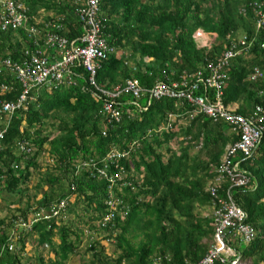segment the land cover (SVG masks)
<instances>
[{"label":"trees","instance_id":"1","mask_svg":"<svg viewBox=\"0 0 264 264\" xmlns=\"http://www.w3.org/2000/svg\"><path fill=\"white\" fill-rule=\"evenodd\" d=\"M251 1L255 0H99L100 32L115 53L99 61L95 83L111 89L129 78L146 88L157 80L167 84L188 81L197 70L206 74V63L224 51L238 50L231 45L242 36L251 40L247 51L241 50L224 71L219 100L223 105L235 104L240 116L263 121L251 157H233L255 186L233 189L231 195L255 232L249 244L238 246V253L251 264H264V23L256 28L248 7ZM17 2L26 7L28 22L0 32L2 69L6 60L22 62L25 49L35 55V49L49 48L45 43L48 36L75 42L82 36L75 12L83 0ZM198 29L215 37L209 48L197 47L193 33ZM253 68L262 74L249 81ZM84 78L83 70L76 67L68 86H49L45 79L39 88L27 91L26 110L11 113L6 122L0 141V203L7 208L17 206L7 209V219L0 218V264H28L20 261L28 252L27 236L35 239L29 255L32 264L67 263L80 254V239L86 244L77 264H152L155 258L157 264L198 263L211 241V210L217 205L210 189L223 195L229 182L220 174L218 160L224 146L238 136L228 132L223 120L212 122L203 114L189 118L190 103L175 105L166 97L151 100L143 112L129 114L130 107H125L115 123L105 124L102 103L83 89ZM2 84L6 90L0 88V104L14 103L22 92L20 83L3 71ZM195 94L202 95V89ZM214 94V90L207 93L209 98ZM146 99L144 95L139 105H145ZM255 107L260 109L256 114ZM168 113L180 114L183 122L174 121L167 128ZM2 120L0 116V125ZM111 148L125 151L127 157L118 159L121 179L114 178L108 190L91 166H80L103 157ZM107 165L106 174L117 172L109 161ZM33 171L42 172L34 184L35 190H42L40 198L29 196L21 209L20 198ZM109 194L119 204L112 218L96 228L93 222L104 212ZM61 199L68 202V213L78 202L83 216L93 213L83 221L85 229L78 231L59 217L43 222L39 231L35 225L17 232L18 219L28 222L38 208ZM11 242H18V248L10 249ZM38 248L46 251V259Z\"/></svg>","mask_w":264,"mask_h":264},{"label":"built area","instance_id":"2","mask_svg":"<svg viewBox=\"0 0 264 264\" xmlns=\"http://www.w3.org/2000/svg\"><path fill=\"white\" fill-rule=\"evenodd\" d=\"M98 2L99 0H83L81 6L76 9L75 16L83 30V34L77 42L48 36L45 43L49 48L35 49L36 56L25 49L22 62L12 63L7 60L3 62L5 69L20 83L22 92L18 94V98L14 103L1 104L0 113L9 115L15 110L25 109L27 91L32 88H39L45 79L49 86L52 84L66 86L72 84L74 68L77 67L85 73L83 89L88 91L94 101L102 103L100 113L105 124L115 123L123 113L121 110H125V107H130L128 112L130 114L143 112L147 109L151 100L166 97L173 100L175 105L183 101L190 103L194 107V111L197 110V112L202 113L213 122L223 120L228 125L229 131L238 136V140L232 146L225 147L228 156L236 150L247 155L255 148L263 130L261 118L259 117L254 122L252 116L235 115L229 107H224L219 100L221 80L230 60L241 50L246 51L249 47L250 41L246 36H242L231 45V47L238 46V50L230 49L224 51L216 60L206 63V74L196 71L188 81L183 79L178 83L171 82L168 84L156 82L149 88H143L136 79L129 78L121 86L105 89L96 85L95 75L99 68V61L115 53V50L100 32V22L97 18ZM248 7L255 18L256 28L262 26L264 23V0L251 1ZM26 12V7L17 1L15 2V0L1 1L0 30H16L23 27L28 22ZM241 13L243 15L245 13L244 10ZM56 28H58L57 25ZM29 32H32V29L29 28ZM195 35V37H199L201 34L197 33ZM259 76L260 71L253 68V71L248 75V79L254 80ZM0 88L1 90H6L4 85H1ZM198 88L202 89V95L195 94ZM212 90L215 91V94L212 98H209L207 93L212 92ZM144 95H146L147 99L145 105L142 106L138 102ZM253 111L256 114L260 109L255 107ZM191 114L189 112V118H191ZM257 115L259 116V114ZM168 116L171 121L183 122L180 114L168 113ZM5 129L6 124L0 128V141L3 139ZM227 155H224L221 160L219 172L226 175L233 186L246 185L249 177L244 175L243 172H236L234 167L230 166ZM126 157L127 153L125 151L111 148L103 157L82 162L80 167L91 166L96 172V176L108 184L106 189L109 190L114 178H120L117 173L122 168L118 164V159ZM108 161L113 164V169L117 171L113 175L105 173V168H108ZM210 193L213 196L214 190L211 189ZM112 196L114 195L109 194L103 203L105 206L104 212L95 222L96 228L102 227L112 217L116 205L119 204L118 198L112 200ZM213 198L217 205H213L211 212V243L204 257L196 264H246L238 258L231 259L234 253L226 235L227 231L231 229L234 237L243 243H247L253 238L254 232L252 228L244 223L245 214L230 201L229 196L228 201L218 199L215 196ZM64 208V200L45 208L40 207L35 211L29 222L18 219L16 225L28 229L38 220L50 221L61 217V214L63 215L64 213ZM154 264H157L156 259Z\"/></svg>","mask_w":264,"mask_h":264},{"label":"clouds","instance_id":"3","mask_svg":"<svg viewBox=\"0 0 264 264\" xmlns=\"http://www.w3.org/2000/svg\"><path fill=\"white\" fill-rule=\"evenodd\" d=\"M1 1H3V0H0V2ZM15 1H17V0H15ZM9 29H6V30H3V31H1L0 30V32H7ZM197 33H200V34H202V35H205L204 37H206V35H207V38L210 40L207 44H204L203 45V43H202V45L201 46H198V44H197V47H206V48H209V45L210 44H212V42H214V40H215V37L214 36H210V35H208V34H206V33H204V32H202L201 30H196L194 33H193V38L195 39V41H196V38H198V37H195L194 35L195 34H197ZM245 36V35H244ZM104 37V36H103ZM247 37V36H246ZM105 39H106V37H104ZM249 41H251L250 39H248ZM107 41V40H106ZM196 43H197V41H196ZM262 47V46H261ZM115 50V49H114ZM247 51V50H246ZM245 52V51H244ZM241 53V51L238 53V54H240ZM222 54V53H221ZM236 56H238L237 54H236ZM235 56V57H236ZM234 57V58H235ZM234 58H232V59H234ZM231 59V60H232ZM149 59H146L145 61H148ZM230 60V61H231ZM126 61L124 60V62H123V64L124 65H126ZM259 70V69H258ZM5 72V73H7V74H9V75H11V77L13 78V76H12V74L9 72V71H7V69H2L1 67H0V73H2V72ZM197 71H199V70H197ZM260 71V75L262 74V71L261 70H259ZM134 79V78H133ZM247 80H249L248 79V77H247ZM138 81V80H137ZM249 81H252V80H249ZM156 82H163V81H159V80H157V81H155V82H153L152 83V85L154 84V83H156ZM171 82H174V81H171ZM170 82V83H171ZM139 83V82H138ZM3 85V84H2ZM140 85V84H139ZM151 85V86H152ZM5 86V85H4ZM150 86V87H151ZM143 88H146V87H143ZM18 96V95H17ZM139 103V102H138ZM140 104V103H139ZM223 105V104H222ZM234 105L235 104H232V105H223L224 107H229L230 108V110L232 111V113L233 114H235V115H238L236 112H235V109H236V107H234ZM26 108H27V104H26V107H25V109H18V110H15V111H13V112H17V111H25L26 110ZM0 109H1V104H0ZM12 112V113H13ZM196 112V113H195ZM191 117H192V115L193 114H202V113H200V112H197V110L196 111H194V107H193V109L191 110ZM130 114V113H129ZM10 115L11 114H9V115H7V114H2V113H0V116H3V120H2V122H1V125H0V128L3 126V125H7V121H9V118H10ZM208 118V117H207ZM212 121V120H211ZM213 122V121H212ZM226 124V123H225ZM263 131V130H262ZM228 132L229 133H231V134H233L232 132H230L229 131V129H228ZM262 133V132H261ZM234 135V134H233ZM235 136V135H234ZM177 139H182L181 137H178ZM238 140V139H237ZM236 140V141H237ZM260 140V139H259ZM236 141H234V142H232V143H230V146H232ZM258 143H259V141H258ZM257 143V144H258ZM257 144H256V146H255V148L254 149H252L247 155H244L241 151H238V150H236V151H234V153L233 154H231L229 157H228V161H229V164H230V166H232V167H234V169H235V171L237 172H243V174L244 175H247L248 177H249V175L246 173V171L244 170V169H242V168H240L239 167V165H240V161L239 160H233V157L236 155V154H241L242 155V158L241 159H248V158H250L251 157V155L253 154V152H254V150L256 149V147H257ZM227 145V144H226ZM226 145L224 146V148H223V151H222V153H221V155H220V157H219V160H218V162H219V166L221 165V160H222V158H223V156H224V150H225V147H226ZM200 146H201V143L199 142L198 144H197V148L199 149L200 148ZM98 158H100V157H98ZM98 158H95V159H98ZM95 159H93V160H95ZM221 174V173H220ZM226 176V175H225ZM227 177V176H226ZM98 179H101V178H98ZM224 181H226V180H224ZM224 181H222V182H224ZM227 182V181H226ZM250 183H249V181L247 182V184L246 185H244V186H233L231 183H230V181L229 182H227V189H226V191H225V194H223V195H217L216 194V190H215V188H211V189H213L214 190V195L212 196L211 195V193H210V196L213 198L214 196L216 197V198H218V199H221V200H224V201H228V196L230 197V201H232L233 203H234V200H233V198H232V195H231V190H233V189H236V188H239V189H253L254 188V184L253 185H250ZM210 189V190H211ZM228 195V196H227ZM214 199V198H213ZM64 200V202H65V208H64V213H63V215L61 214V217L63 218V220H67L66 219V215H67V210H66V200L65 199H61V200H59L58 202H60V201H63ZM57 202V203H58ZM53 204H56V203H53ZM234 205L239 209V210H241L235 203H234ZM212 209H213V205H212ZM242 211V210H241ZM211 212H212V210H211ZM243 212V211H242ZM35 213V212H34ZM33 213V214H34ZM244 213V212H243ZM102 214V213H101ZM245 214V213H244ZM101 215H99V217H100ZM33 217V216H32ZM99 217H98V219H99ZM22 219V218H21ZM97 219V220H98ZM23 220V219H22ZM31 220V219H30ZM96 220V221H97ZM24 221V220H23ZM17 222V221H16ZM16 222H15V227L17 228V232L20 230V229H23L24 231H29L30 229H31V227L32 226H35L36 225V223L37 222H41V223H43V222H45V223H48L49 221H44V220H38V221H36V222H34L28 229H26V228H21V227H19V226H17L16 225ZM25 222H27V221H25ZM29 222V221H28ZM246 225H248L250 228H252V230H253V232H254V229H253V227L250 225V224H248L247 222H246V214H245V222H244ZM86 227H84V229H85ZM16 232V233H17ZM229 232V233H228ZM16 234L12 237V240H16ZM255 237V232H254V236H253V238ZM226 238H227V240L229 241V243H230V247H231V250H232V252L234 253V255L231 257V259H233V258H238L241 262L243 261V262H245L246 263V261H247V263H249V264H251L250 263V260L249 259H246V261L244 260V259H242L241 257H240V254L238 253V246H240V245H243V246H245V245H247V244H249L250 243V241L253 239H251L249 242H247V243H243V242H241V241H239V239L238 238H236V237H234L233 236V230H231V229H229L228 231H227V235H226ZM211 239H212V234H211ZM12 243V242H11ZM17 242H13V244H16ZM26 243V242H25ZM210 243H211V241H210ZM19 245V244H18ZM210 245V244H209ZM236 247H237V250H236ZM208 248H209V246H208ZM154 261L155 260H152L151 261V263L152 264H154ZM246 263V264H247Z\"/></svg>","mask_w":264,"mask_h":264},{"label":"rangeland","instance_id":"4","mask_svg":"<svg viewBox=\"0 0 264 264\" xmlns=\"http://www.w3.org/2000/svg\"><path fill=\"white\" fill-rule=\"evenodd\" d=\"M39 14L42 15L41 12H39ZM238 35L241 36V33L239 32ZM194 36H196V35H194ZM204 36L205 35L201 34V35H199L198 38H196L198 46H201L202 43L203 44H207L210 41L207 38V35H206V37H204ZM124 60L128 61V60H126V58ZM176 132H178V130H176ZM227 144H230V142H228ZM41 171H43V169ZM41 173L42 172L38 173L36 171L32 172V175L29 178V182L26 184L28 189L26 190V192H24V196L22 195V197L20 198L19 208H21V209L25 208V203L27 202V198L29 196L34 195V197L36 199L40 198V194H41L42 190L41 189L40 190H35V185L34 184L36 182V179L41 176L40 175ZM42 186L46 187L44 184H42ZM69 202L71 203L72 200H69ZM28 203L30 204V206L33 205V202L29 201ZM67 203L68 202H66V206H67ZM0 205L5 206V204H3V203H0ZM81 205L82 204L80 202H78L75 205V207H74V205H73V207L72 206L70 207L69 213H67V215H66V219L67 220L65 222L67 225L72 226L73 228L77 229L78 231L81 230L82 228L86 227V225H85V223H83V221L86 220L87 216L93 215L92 212H88V213L85 214V216H83L82 212H81L82 211V206ZM16 206H17V204H13V205L9 206V208H7L6 206L5 207H0V218H6L7 219L8 216H9L7 209H15ZM10 212L12 213V210ZM41 224H43V223H41V222H37L36 223L37 231H39V229L41 228L40 227ZM93 224H95V222H93ZM34 240L35 239L33 237H29V236L24 238V242H26L25 243V250L27 248L28 252H27V254L24 253V254L21 255V258H20L21 262H26L28 264H32L33 258L31 256H29V255H32V253L34 251V248H35V241ZM85 244L86 243H85L84 239H82V240L80 239V244H79V246H80V254L79 255H74L65 264H77L79 262V258H80L81 252L83 251V249L85 247ZM110 244H112V243H110ZM15 246L18 248V242L16 244L11 243L10 249H14ZM15 250H18V249H15ZM25 250H24V252H26ZM38 253H40L42 255V257L44 259H46L47 253H46V251L44 249L43 250L39 249ZM244 260L246 261V259H244ZM246 263H247V261H246ZM247 264H249V263H247Z\"/></svg>","mask_w":264,"mask_h":264},{"label":"bare ground","instance_id":"5","mask_svg":"<svg viewBox=\"0 0 264 264\" xmlns=\"http://www.w3.org/2000/svg\"><path fill=\"white\" fill-rule=\"evenodd\" d=\"M158 100H159V99H158ZM173 122H174V121H171L170 118H169V124L167 125V128H169ZM262 124H263V121H262ZM226 147H230V144H227ZM224 155H225V156L227 155L225 150H224ZM228 157H229V156L227 155V159H228ZM120 179H121V177H120ZM113 185H114V181H113L112 186H113ZM120 186H121V185H120ZM122 186H123V185H122ZM122 186H121V187H122ZM118 213H120V211H118L117 214H118ZM112 214H113V213H112ZM120 215H121V217H122V213H121ZM111 218H112V217H111ZM94 222H95V221H94ZM155 259H156V258H155Z\"/></svg>","mask_w":264,"mask_h":264},{"label":"crops","instance_id":"6","mask_svg":"<svg viewBox=\"0 0 264 264\" xmlns=\"http://www.w3.org/2000/svg\"><path fill=\"white\" fill-rule=\"evenodd\" d=\"M234 107H236V105H234Z\"/></svg>","mask_w":264,"mask_h":264}]
</instances>
